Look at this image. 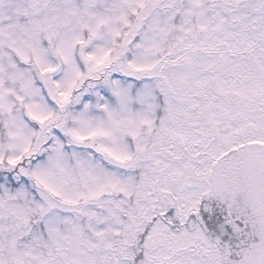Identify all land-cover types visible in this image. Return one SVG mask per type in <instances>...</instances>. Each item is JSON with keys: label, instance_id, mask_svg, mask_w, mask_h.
I'll return each instance as SVG.
<instances>
[{"label": "snow or ice", "instance_id": "snow-or-ice-1", "mask_svg": "<svg viewBox=\"0 0 264 264\" xmlns=\"http://www.w3.org/2000/svg\"><path fill=\"white\" fill-rule=\"evenodd\" d=\"M0 264H264V0H0Z\"/></svg>", "mask_w": 264, "mask_h": 264}]
</instances>
